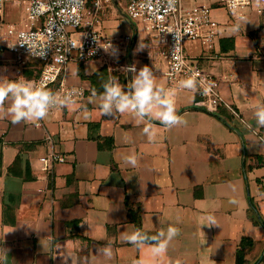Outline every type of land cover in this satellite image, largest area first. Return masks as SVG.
Instances as JSON below:
<instances>
[{
	"label": "crops",
	"instance_id": "crops-1",
	"mask_svg": "<svg viewBox=\"0 0 264 264\" xmlns=\"http://www.w3.org/2000/svg\"><path fill=\"white\" fill-rule=\"evenodd\" d=\"M106 8L97 29L123 43L122 62L153 71L184 123L163 127L154 116L137 122L129 112L102 115V82L115 76L126 85L133 73L100 61L68 64L64 81L84 89L85 98L42 119L13 123L6 101L0 248L7 253L0 249V264H236L238 252L242 264H264V127L254 116L264 104V0L246 10L238 30L239 13L212 9L220 31L213 49L186 46L188 57L220 81L219 93L238 117L224 106L215 114L199 108L195 89L170 90L164 46ZM20 10L6 7L8 41L15 39ZM40 72L39 61L20 63L0 47V77L32 80ZM48 135L66 158L52 174L40 161ZM130 154L135 165L126 160ZM169 224L178 231L162 254L124 239L135 229L154 235ZM106 244L110 258L98 251Z\"/></svg>",
	"mask_w": 264,
	"mask_h": 264
},
{
	"label": "built area",
	"instance_id": "built-area-1",
	"mask_svg": "<svg viewBox=\"0 0 264 264\" xmlns=\"http://www.w3.org/2000/svg\"><path fill=\"white\" fill-rule=\"evenodd\" d=\"M112 1L121 10L119 0H0V47L14 52L20 63L32 59L39 61L40 75L32 81L52 90L59 100L67 97L64 103H57L49 112L61 110L85 98L84 89L70 87L65 83L68 64L100 61L108 70L113 67L118 72L131 73L124 71L126 66L133 63L121 61V41L110 39L97 29L102 12ZM253 1L219 0V5L229 13L244 16L245 11L253 6ZM8 5L24 11L23 27L16 29L14 41H8L4 34V13ZM123 12L131 22L142 20L146 32L164 46L162 55L167 61L164 74L170 90L176 92L187 89L181 87L179 82L192 77L197 81L191 89L197 92L199 108L215 114L224 106L234 117L239 116L231 106L224 103L219 93L220 81L200 68L186 53L189 43L211 50L220 36L209 6L198 4L196 0H127ZM174 33L181 38L176 41ZM25 44L36 50H45V55H31ZM109 44L116 49L115 55L112 54V48L105 50ZM205 87L208 88L207 92H204ZM36 125L41 126L42 123ZM45 140L49 151L40 161L48 173L52 174L55 165L64 163L66 158L54 149L51 136L48 135Z\"/></svg>",
	"mask_w": 264,
	"mask_h": 264
},
{
	"label": "clouds",
	"instance_id": "clouds-1",
	"mask_svg": "<svg viewBox=\"0 0 264 264\" xmlns=\"http://www.w3.org/2000/svg\"><path fill=\"white\" fill-rule=\"evenodd\" d=\"M245 22H247L246 18L240 16L234 25V30H238L240 24ZM174 35L176 41L181 38L175 33ZM25 45H27L31 55L40 57L45 55V50H36L28 44ZM109 48H112V54L115 55L116 49L109 44L105 50ZM124 71L133 73L131 80L126 85H122L115 76H110L102 82L103 91L99 93L100 102L98 104L102 115L113 116L116 112H129L133 114L137 122L154 116L163 127H172L184 123L177 112L171 91L157 85V78L147 65L138 70L135 64L128 65ZM179 83L181 87L191 89L196 86L197 81L189 77ZM207 91L208 88L205 87L204 92ZM243 93L244 89L241 88V94ZM93 94L96 95L95 92ZM65 100L67 97L64 100H59L52 90L38 82L25 79L23 76L15 80L0 77V106H3L6 101L10 102L6 111L11 116L13 123L42 119L53 106L57 103H64ZM254 116L256 125L264 127V104L257 105ZM145 131L147 132L148 129ZM126 160L129 164L135 165L137 158L135 154H130ZM177 231V228L171 224L166 228H161L154 235H148L140 229H135L126 234L124 239L136 247H150L153 254L159 255L166 251L169 242L177 235ZM98 251H101L105 257H111L110 244L101 246Z\"/></svg>",
	"mask_w": 264,
	"mask_h": 264
},
{
	"label": "rangeland",
	"instance_id": "rangeland-1",
	"mask_svg": "<svg viewBox=\"0 0 264 264\" xmlns=\"http://www.w3.org/2000/svg\"><path fill=\"white\" fill-rule=\"evenodd\" d=\"M119 1L121 2V10L117 9L115 2L112 1L110 3V5H108L107 8H106L108 14L113 12L116 16H119L120 13L125 15V13L123 12V9L126 6L127 0H119ZM196 1H197L198 4L209 6L211 8V10L212 9H217V8L222 9V7L219 5V0H196ZM254 4H256V0L253 1V5ZM20 12H21V15L24 17L23 9H21ZM245 13H247V11H245ZM23 17L21 19H19L20 21L16 25L18 28H22L23 27V24H22ZM101 17L102 16H100V18ZM133 25H134V27L136 29H138L140 34H143L144 32H146L145 23L142 20H140V19L135 20L133 22ZM120 44H123V43H120Z\"/></svg>",
	"mask_w": 264,
	"mask_h": 264
},
{
	"label": "trees",
	"instance_id": "trees-1",
	"mask_svg": "<svg viewBox=\"0 0 264 264\" xmlns=\"http://www.w3.org/2000/svg\"><path fill=\"white\" fill-rule=\"evenodd\" d=\"M132 25H133V22H131ZM134 26V25H133ZM40 75V74H39ZM252 209L255 211L254 207L252 206ZM258 222V221H256ZM136 225L138 226V222H136ZM264 226V224H262ZM245 242V240H244ZM243 262V258H242V254L240 252H238V255H237V261H236V264H242ZM260 262H264V255L262 256L261 258V261Z\"/></svg>",
	"mask_w": 264,
	"mask_h": 264
},
{
	"label": "water",
	"instance_id": "water-1",
	"mask_svg": "<svg viewBox=\"0 0 264 264\" xmlns=\"http://www.w3.org/2000/svg\"><path fill=\"white\" fill-rule=\"evenodd\" d=\"M135 40H136V37H134L133 43H135ZM131 51H132V49H131Z\"/></svg>",
	"mask_w": 264,
	"mask_h": 264
}]
</instances>
